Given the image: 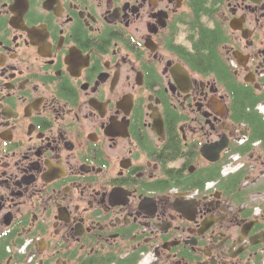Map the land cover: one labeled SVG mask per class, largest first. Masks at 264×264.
<instances>
[{"label":"flooded vegetation","instance_id":"af4514ba","mask_svg":"<svg viewBox=\"0 0 264 264\" xmlns=\"http://www.w3.org/2000/svg\"><path fill=\"white\" fill-rule=\"evenodd\" d=\"M204 2L0 0V264H264V0Z\"/></svg>","mask_w":264,"mask_h":264},{"label":"trees","instance_id":"16d2710c","mask_svg":"<svg viewBox=\"0 0 264 264\" xmlns=\"http://www.w3.org/2000/svg\"><path fill=\"white\" fill-rule=\"evenodd\" d=\"M206 0H200V6L199 9L203 8V6H205V2ZM200 29L202 30L201 34V38L199 40V47L200 48H212L213 47V43H214V36L210 31H207L205 28L200 27Z\"/></svg>","mask_w":264,"mask_h":264}]
</instances>
